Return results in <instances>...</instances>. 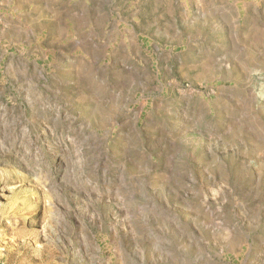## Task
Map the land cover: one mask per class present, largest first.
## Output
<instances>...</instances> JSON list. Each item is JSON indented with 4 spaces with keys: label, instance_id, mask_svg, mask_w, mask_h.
Wrapping results in <instances>:
<instances>
[{
    "label": "rangeland",
    "instance_id": "obj_1",
    "mask_svg": "<svg viewBox=\"0 0 264 264\" xmlns=\"http://www.w3.org/2000/svg\"><path fill=\"white\" fill-rule=\"evenodd\" d=\"M0 264H264V0H0Z\"/></svg>",
    "mask_w": 264,
    "mask_h": 264
}]
</instances>
